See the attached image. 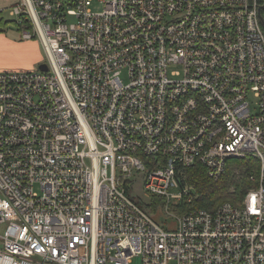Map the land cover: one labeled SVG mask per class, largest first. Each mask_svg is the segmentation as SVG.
I'll list each match as a JSON object with an SVG mask.
<instances>
[{
    "label": "built area",
    "instance_id": "2783aa9c",
    "mask_svg": "<svg viewBox=\"0 0 264 264\" xmlns=\"http://www.w3.org/2000/svg\"><path fill=\"white\" fill-rule=\"evenodd\" d=\"M99 1L9 9L48 71H0V264H264L263 5ZM252 159L241 205L193 207L186 170Z\"/></svg>",
    "mask_w": 264,
    "mask_h": 264
},
{
    "label": "trees",
    "instance_id": "16d2710c",
    "mask_svg": "<svg viewBox=\"0 0 264 264\" xmlns=\"http://www.w3.org/2000/svg\"><path fill=\"white\" fill-rule=\"evenodd\" d=\"M264 5V0H259ZM264 17V9L262 11ZM17 26L18 23L13 21ZM258 161L252 160H231L228 162L225 175L219 181L208 178L205 169L196 164L192 169L184 173L185 182L193 187L197 196L192 204L194 208L214 211L225 203L241 205L246 194L253 187L249 180L251 173L258 170ZM154 210L160 206V199H152ZM190 207L184 205L183 208Z\"/></svg>",
    "mask_w": 264,
    "mask_h": 264
},
{
    "label": "rangeland",
    "instance_id": "374dc122",
    "mask_svg": "<svg viewBox=\"0 0 264 264\" xmlns=\"http://www.w3.org/2000/svg\"><path fill=\"white\" fill-rule=\"evenodd\" d=\"M18 1L0 0V69L38 71L41 65L48 63V58L40 40H24L19 27L13 22L16 19L10 16L9 9ZM102 9L100 1L95 0L94 10ZM133 195L147 201L143 185L135 188ZM167 222L172 225L171 220ZM133 264H142V258H135Z\"/></svg>",
    "mask_w": 264,
    "mask_h": 264
},
{
    "label": "water",
    "instance_id": "95a60500",
    "mask_svg": "<svg viewBox=\"0 0 264 264\" xmlns=\"http://www.w3.org/2000/svg\"><path fill=\"white\" fill-rule=\"evenodd\" d=\"M263 9H264V5L260 9V13L262 12ZM261 19H262V17H261ZM262 21H263V26H264V20L262 19ZM39 69L41 71H44V72H47L48 71V67L46 65H41Z\"/></svg>",
    "mask_w": 264,
    "mask_h": 264
},
{
    "label": "crops",
    "instance_id": "0c3cea01",
    "mask_svg": "<svg viewBox=\"0 0 264 264\" xmlns=\"http://www.w3.org/2000/svg\"><path fill=\"white\" fill-rule=\"evenodd\" d=\"M38 63H40V60H39ZM0 71H23V70H9V69H3V70H1V69H0Z\"/></svg>",
    "mask_w": 264,
    "mask_h": 264
}]
</instances>
